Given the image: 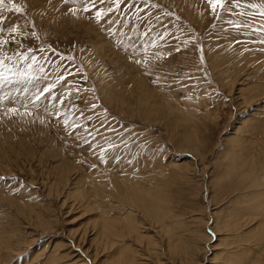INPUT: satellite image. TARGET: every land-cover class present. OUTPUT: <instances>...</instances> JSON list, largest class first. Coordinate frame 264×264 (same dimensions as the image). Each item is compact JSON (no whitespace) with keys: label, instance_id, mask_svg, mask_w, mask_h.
Listing matches in <instances>:
<instances>
[{"label":"rangeland","instance_id":"obj_1","mask_svg":"<svg viewBox=\"0 0 264 264\" xmlns=\"http://www.w3.org/2000/svg\"><path fill=\"white\" fill-rule=\"evenodd\" d=\"M0 264H264V0H4Z\"/></svg>","mask_w":264,"mask_h":264},{"label":"snow or ice","instance_id":"obj_2","mask_svg":"<svg viewBox=\"0 0 264 264\" xmlns=\"http://www.w3.org/2000/svg\"><path fill=\"white\" fill-rule=\"evenodd\" d=\"M4 0H0V4H3ZM209 2L213 5V7L223 4V0H209ZM13 7H16L15 5H13ZM16 11H20L19 8H16Z\"/></svg>","mask_w":264,"mask_h":264}]
</instances>
